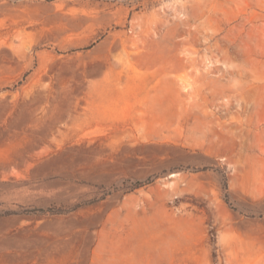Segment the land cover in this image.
Instances as JSON below:
<instances>
[{"label": "rangeland", "instance_id": "374dc122", "mask_svg": "<svg viewBox=\"0 0 264 264\" xmlns=\"http://www.w3.org/2000/svg\"><path fill=\"white\" fill-rule=\"evenodd\" d=\"M0 264H264V0H0Z\"/></svg>", "mask_w": 264, "mask_h": 264}]
</instances>
